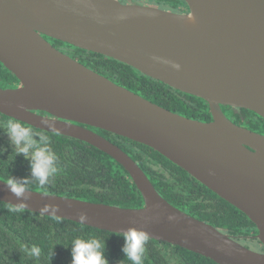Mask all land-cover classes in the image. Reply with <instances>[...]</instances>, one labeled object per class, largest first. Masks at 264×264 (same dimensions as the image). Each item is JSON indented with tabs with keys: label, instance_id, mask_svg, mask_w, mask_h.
I'll return each instance as SVG.
<instances>
[{
	"label": "water",
	"instance_id": "1",
	"mask_svg": "<svg viewBox=\"0 0 264 264\" xmlns=\"http://www.w3.org/2000/svg\"><path fill=\"white\" fill-rule=\"evenodd\" d=\"M184 1L189 11L178 13L136 0H0V61L21 83L0 87V112L103 150L144 198L142 207H123L29 189L24 209L116 233L136 228L218 264H264V251L172 205L129 153L92 128L159 151L243 211L264 246V134L237 124L222 107L264 118V0ZM45 36L112 57L204 99L212 120L143 97ZM6 183L0 178V201L18 206ZM45 205L59 211L43 212Z\"/></svg>",
	"mask_w": 264,
	"mask_h": 264
},
{
	"label": "trees",
	"instance_id": "2",
	"mask_svg": "<svg viewBox=\"0 0 264 264\" xmlns=\"http://www.w3.org/2000/svg\"><path fill=\"white\" fill-rule=\"evenodd\" d=\"M159 1L170 3L171 10L175 11H180L179 2L186 5L184 0ZM45 37L91 69L161 106L201 121L212 119L208 103L200 97L175 89L112 57ZM16 80L19 81L0 61V87H15ZM222 107L232 114L237 124L264 134V118L257 113L246 108ZM8 120L17 119L0 112V178L7 180L12 175L31 180L29 162L22 155H16L5 134ZM22 123L32 128L37 142L41 135L49 137L50 147L58 157V170L49 182L43 186L34 182L29 189L123 207L144 206V198L131 176L111 155L86 141ZM92 128L129 153L172 205L213 224L248 247L249 243L260 244L255 237L256 224L188 171L148 145ZM17 207L0 201V264H72L71 244L77 237L106 240L105 256L109 264H132L121 251L123 233L26 209L14 210ZM33 245L41 249L39 257L23 252L25 246L30 249ZM142 261L143 264H218L199 253L150 237L144 244Z\"/></svg>",
	"mask_w": 264,
	"mask_h": 264
},
{
	"label": "clouds",
	"instance_id": "3",
	"mask_svg": "<svg viewBox=\"0 0 264 264\" xmlns=\"http://www.w3.org/2000/svg\"><path fill=\"white\" fill-rule=\"evenodd\" d=\"M153 59L159 60L160 58L154 57ZM165 62L168 63L167 61ZM172 67L179 70L180 65L172 63ZM5 134L15 148L16 155H22L30 164L31 180L28 178H16L12 175L7 178L6 186L8 191L20 201L18 207L14 209L19 211L27 207L30 195H26V193H30V185L38 182L39 185L43 186L49 182L51 176L56 174L58 157L50 147L49 137L41 135L40 141L37 142L33 138L32 128L19 120H8ZM49 207L53 208V215L59 211L58 206L49 205H45L42 211L46 212ZM87 219L86 213L80 214L82 222ZM122 237L124 244L121 251L124 257L130 260L132 264H143L144 244L148 239L146 232L136 228H129L122 234ZM23 252L30 257H39L41 249L35 245L30 249L25 246ZM105 252L106 240L102 241L93 237H77L71 244L72 264H109Z\"/></svg>",
	"mask_w": 264,
	"mask_h": 264
},
{
	"label": "flooded vegetation",
	"instance_id": "4",
	"mask_svg": "<svg viewBox=\"0 0 264 264\" xmlns=\"http://www.w3.org/2000/svg\"><path fill=\"white\" fill-rule=\"evenodd\" d=\"M136 1H138V2H140V3H142V4H145V3H143V1L145 2L146 0H136ZM179 4H180V6H178L177 7V9L178 10H180V11H175V10H170V11H174V12H178V13H184V12H188L189 11V7H188V5L186 4H183V3H181V2H179ZM178 4V5H179ZM146 5H151V4H146ZM152 6H155V7H158V6H156V5H152ZM160 8V7H159ZM163 9V8H162ZM21 83H20V81H17L16 80V82H15V87H17L18 85H20ZM225 111V110H224ZM42 113H44V112H42ZM225 113H226V115L229 117V118H231L233 121H234V118H233V116H232V114L231 113H229L228 111H225ZM210 120H212V119H210ZM210 120H207V121H210ZM235 122V121H234ZM260 248H261V251H263L264 250V246L261 244V242H260Z\"/></svg>",
	"mask_w": 264,
	"mask_h": 264
},
{
	"label": "rangeland",
	"instance_id": "5",
	"mask_svg": "<svg viewBox=\"0 0 264 264\" xmlns=\"http://www.w3.org/2000/svg\"><path fill=\"white\" fill-rule=\"evenodd\" d=\"M146 1L149 2L150 4L157 5L158 7L166 9V10L172 9L170 3H167L165 1H159V0H146ZM248 245L253 250L261 251L259 243H251V244L249 243Z\"/></svg>",
	"mask_w": 264,
	"mask_h": 264
}]
</instances>
